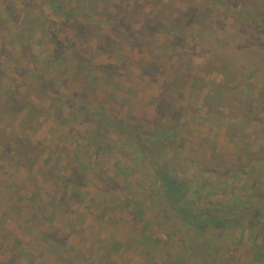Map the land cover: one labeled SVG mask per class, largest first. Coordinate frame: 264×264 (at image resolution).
Returning a JSON list of instances; mask_svg holds the SVG:
<instances>
[{
    "label": "rangeland",
    "instance_id": "374dc122",
    "mask_svg": "<svg viewBox=\"0 0 264 264\" xmlns=\"http://www.w3.org/2000/svg\"><path fill=\"white\" fill-rule=\"evenodd\" d=\"M46 1L0 0L3 84H23L14 72L15 62L21 60L16 40L21 28L33 27L30 52L43 70L42 78L52 83L55 92L50 96L66 102L57 109L46 98L38 102L32 120L39 125L34 128L14 131L16 119L14 124L0 121V264H170L180 255L177 237L204 246L192 230L185 233L160 193L154 192L148 157L135 156L126 143L113 144L121 139L112 132L100 143L97 129L73 121L68 113L80 117L76 106L82 102L146 129L170 120L171 136L180 144L159 147L157 160L180 181H204L205 195L197 206L246 200L247 212L257 209L264 214V34L259 32L264 31V0H59L84 26L78 34L87 39L81 42L61 27L62 16ZM178 11L192 12L196 21L184 29L188 48L160 47L172 36L157 33L153 48L127 51L110 27L118 22L122 28H136L135 21L146 12L174 26L183 20ZM42 14L51 21L44 20L46 35L36 27L43 22ZM55 39L71 47L57 50ZM140 56H155L166 75L140 74L133 65ZM85 60L92 69H86ZM181 65L206 82L224 85L204 84L196 93L188 73L169 75ZM219 66L222 72L216 70ZM167 86L174 95L166 93L173 97L165 101ZM246 101L251 106L245 107ZM172 108L177 122L162 116ZM246 108L249 115L241 122ZM5 133L38 141L46 149L28 147L31 162H19L14 153L12 158L3 153ZM97 143L104 146L103 152L96 149ZM243 146L244 152L237 153ZM63 193L70 200L66 210L56 205ZM235 220L206 241L219 250L207 261L264 264V237L253 236L245 218ZM261 220L260 215L254 218V228L264 225Z\"/></svg>",
    "mask_w": 264,
    "mask_h": 264
},
{
    "label": "trees",
    "instance_id": "16d2710c",
    "mask_svg": "<svg viewBox=\"0 0 264 264\" xmlns=\"http://www.w3.org/2000/svg\"><path fill=\"white\" fill-rule=\"evenodd\" d=\"M45 3L54 14L62 16L63 24L61 25V27L68 28L72 32V37H76L80 42L87 39V37L82 38V36L78 34L80 28L83 29L84 26L82 25V23L76 21L77 16L74 13V10H72L71 8H65L59 0H47ZM192 14L193 13L190 11H187V13H184L183 11L179 12L177 14V17L183 18L182 22L177 21L178 24L171 26L165 22L167 20L166 18L162 19V16L158 17L152 12H146L141 13L139 20L135 21L137 25L136 28L132 27L131 25H127L122 28V26L124 25L118 22L112 23L110 27L112 31L117 33L119 38L124 41L125 49L127 51H132L134 48H137L138 52L140 53L143 47L153 48L155 46V40L153 38L157 33H166L172 36L171 39H168L169 41H167V43H163L162 45L160 44V47H167L171 44L175 48L180 47V45L184 48L187 47V44H185V34H183L185 32L184 29H186L187 27L190 28L192 24L196 23L194 19H191ZM42 15L44 17L43 22H38L36 24V27L41 28L40 33L42 35H46L45 23L51 21H49L44 16V14ZM128 19L130 20V15H128ZM44 20L46 21L45 23ZM32 30L33 27L27 28L25 26L24 28H21V32H19L18 39L16 40L18 46H20L19 49L21 60L15 62L17 68H14V72L16 73L17 77L20 78V82H22L23 84H21L20 86L14 85L12 87L7 85L6 82L3 84L2 78L5 77V74L0 70V83L2 84L3 89H0V121L5 120V122L8 123L10 119V122L14 124L12 119H16L17 123L15 122L16 124H14L13 126L14 131H21L25 126L34 128L35 125H39V122H37L36 118L32 120V117H36L37 115V109L35 105L38 104V102L43 101L45 98L50 100V105L55 109L60 107L59 105L66 103L64 102L65 100H61L59 96H50L51 91L55 92V90H52V83L50 80L42 78L43 75L41 74L43 70L37 66V64L35 63L37 58L34 57L30 52L31 49L29 47V43L31 38L29 35L32 33ZM12 31L14 33L17 32V30L14 29H12ZM259 32L264 34V31ZM25 34L27 35L26 38H24ZM66 39L67 38H65V40ZM68 41L70 40L68 39ZM182 42H184V44H181ZM67 47L70 48L71 45L68 43L64 44V42H62L61 40L59 43L58 40L55 39V49L58 50L59 48L62 50L66 49ZM222 55L224 56V54ZM221 60L223 61L222 65H225V57H223ZM156 62L157 60L155 56H150L147 60H144L140 56L139 59L133 62V65H135L136 68L139 69L140 74L142 75H151L153 77L159 75L163 77L164 75H166L165 73H167L166 68L156 65ZM84 63L88 64L86 69H92L90 67L91 64L88 60H85ZM106 66L110 65L108 64ZM180 68H182V65L181 67L178 66L175 71H171L169 75L174 73V76L176 77L177 75V77L179 78L181 73H188L190 75L189 77L194 82L193 89L196 93H199L204 84H211L214 86L224 85V83L219 85V83H216L215 81L206 82L203 77L198 76V73H195L193 75L191 74L189 69L182 70ZM218 69L221 72L223 71V68L220 66L216 68V70ZM26 77L28 79H26ZM26 80H29L30 82H26ZM36 80L38 81V83L36 82ZM164 92L165 93H163V97L165 101L171 100L168 98H172L173 96L168 95V98L164 96L166 93L174 95V92H171L169 86L166 87ZM83 93H80L81 97ZM1 99L3 101H1ZM82 103L78 104V106L75 105L76 111H80L79 113L81 118L79 117V115L72 114L71 112L68 113V115H74L71 116L73 117V121H78V123L80 124L87 123L97 129L99 134L95 136V139H99L101 141L100 143H104V139L107 136L108 132H112L117 138L121 139V141H114L113 144L121 145L126 143L127 145H129L128 148H131V152L135 156L143 155L148 157L153 170L152 177L155 187L154 192L160 193L161 201L166 204V207H168L175 213L174 218L177 223H179L180 226L185 229V233L187 234L192 230L196 235H198L199 241L203 242L202 244L204 246L198 245L197 243L192 245L190 243L195 242L188 241V243H186L181 238L177 237V243L181 245L180 255L170 264H209L213 262L207 261V258L209 257L208 255L214 251L217 252L218 249H215L214 246L211 245L206 246V241H211L212 238L216 235V231H218L219 233L220 231H223V229L227 225L235 223V218H245L248 224L247 228L250 230V233L253 236L259 235L262 238L264 237V225H260V228H254L256 226L254 218L260 215L263 219L261 221L262 223H264V214H261L257 209H251L250 212H247V208L244 206L246 200L242 202L232 199L227 204L221 206L212 204L211 206L208 205L199 207L197 206V204L205 195L202 192L203 187L205 186L204 181L200 182L192 177L185 178L180 181L171 174L170 169L165 164L158 162L157 159L159 153L157 152V149L159 147L174 148L176 144H180L179 139H176L175 136H171V134L174 132L172 129L168 128V125H170V120H165L164 124L157 125L153 129H146L142 124L139 125L124 122L119 118L107 115L105 110L103 109L94 110L91 107L87 106V104ZM162 103L163 102L160 99L159 104ZM250 104L247 101L244 103L245 107ZM67 107L69 108L70 105H67ZM248 110L246 108V111L243 113V121L241 122H244L246 116L249 115ZM162 113L163 117L168 116L170 119H172V121L177 122L176 119L178 118V116L176 115V110H174L173 108L167 111V113L166 111ZM260 123H262V121H260ZM6 134L7 133H5V135H3L4 137H2L5 141L4 148L8 151L4 149L3 153H5L6 155H10L11 158L14 153L17 161L19 162H31L32 151L30 152L26 150V148L28 147H32V150H38L39 148H41L40 151L42 152H44V150L46 149V147H44L38 141L32 142L27 140L26 138L22 139L18 136L16 137V135H12L14 134V132H12V134ZM87 137H89V135H87ZM105 142H107V139L105 140ZM100 143L96 144V149H99V151L101 150V152H103L104 146H100ZM244 150L245 146H243V148L241 149L239 148L237 153L242 154ZM43 162L46 163V159H44ZM115 185L117 186V184ZM107 192L112 194L113 191L109 190ZM61 195L62 202H60V204L57 203L56 205L60 210H66L69 207L68 204L70 200L69 197H66L64 195V193ZM254 195L257 196L258 194L255 193ZM153 200L155 201L156 199ZM117 205L118 204L116 203V207L118 208V210H121L120 204L119 206ZM139 209H141V207ZM107 210H110V208H108ZM127 211L131 212L130 208L129 210L127 209ZM167 224H171V221L168 220ZM256 248L260 250V244H256Z\"/></svg>",
    "mask_w": 264,
    "mask_h": 264
}]
</instances>
